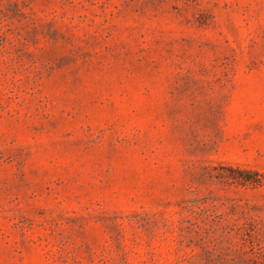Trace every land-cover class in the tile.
I'll return each instance as SVG.
<instances>
[{"label": "rangeland", "instance_id": "rangeland-1", "mask_svg": "<svg viewBox=\"0 0 264 264\" xmlns=\"http://www.w3.org/2000/svg\"><path fill=\"white\" fill-rule=\"evenodd\" d=\"M264 224V0H0V264H232Z\"/></svg>", "mask_w": 264, "mask_h": 264}, {"label": "trees", "instance_id": "trees-1", "mask_svg": "<svg viewBox=\"0 0 264 264\" xmlns=\"http://www.w3.org/2000/svg\"><path fill=\"white\" fill-rule=\"evenodd\" d=\"M250 232L243 226L239 227L249 238L248 249L237 248V253L231 258L232 264H264V224L262 220L253 219Z\"/></svg>", "mask_w": 264, "mask_h": 264}]
</instances>
